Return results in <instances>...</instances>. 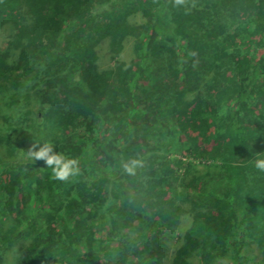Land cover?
Listing matches in <instances>:
<instances>
[{
    "label": "trees",
    "instance_id": "trees-1",
    "mask_svg": "<svg viewBox=\"0 0 264 264\" xmlns=\"http://www.w3.org/2000/svg\"><path fill=\"white\" fill-rule=\"evenodd\" d=\"M7 26L0 100L44 103L13 132L47 154L0 161V264L25 245L18 264H160L184 205L197 214L170 264L249 263L242 249L264 246V0H0ZM127 38L130 62L93 89L97 47ZM186 90L209 143L186 135ZM194 155L218 167L174 185Z\"/></svg>",
    "mask_w": 264,
    "mask_h": 264
},
{
    "label": "rangeland",
    "instance_id": "rangeland-1",
    "mask_svg": "<svg viewBox=\"0 0 264 264\" xmlns=\"http://www.w3.org/2000/svg\"><path fill=\"white\" fill-rule=\"evenodd\" d=\"M130 23H141V19L139 16H134L129 18ZM14 31L9 27H5L0 30V53L7 52L9 55V60L12 59L13 55L15 54V48L11 47ZM123 49L117 54L114 55L109 51L108 43L106 41L102 42L96 49V61L87 66L86 76L91 83L92 88L94 89L96 86L99 87L101 82H104V75L106 73H112L116 69L119 68L120 65H124L130 62L132 59V41L130 39H126L123 43ZM28 93H33V89L27 90ZM26 93V91L24 92ZM32 99H30V108L32 110H36L41 104L38 97L32 95ZM76 97V99H75ZM74 102L80 100V96L75 94ZM82 99V98H81ZM194 91L193 90H186L184 93L181 94L180 103H183V112L187 123L183 125L186 127L187 130L186 135H193L199 136L200 141L209 143L208 138H211L209 135L210 131L206 124L198 125L194 121L195 114L192 113L193 108H195L194 104ZM83 100V99H82ZM89 102H82L81 103V110L86 111L88 109ZM48 107L50 105L45 104ZM25 106L22 102L21 105H15L8 107L6 106L3 101L0 100V130L3 134L7 135L6 138L0 143V161L9 163L11 165H21L28 161H42L45 158V151L36 148L33 144L23 145L20 142V137L17 136L13 130L18 127H23V116L22 113L29 108ZM29 108V109H30ZM197 138V137H196ZM223 140H219L216 142L213 148H208L205 154L212 153L213 151H217L221 149V144ZM197 154V153H194ZM182 161L184 162L183 168H181L178 172L177 178L174 181V185H179L182 181L186 182L192 175L196 174H204L208 171L215 170L218 167L217 163L211 161L210 158H202L201 156H190L183 158ZM197 214V211L191 210L188 206L184 205L183 207V214L180 221V224L177 228L176 238L170 241L167 245L166 253L163 259L160 261V264H170L173 258L174 253L179 249L182 243V237L184 232L186 231L187 227L191 223V220L194 215ZM203 217H207V215H203ZM8 218L5 215H2L1 221L3 224H7L6 221ZM141 234V232H138ZM131 236L133 233L130 234ZM25 247H19L22 251L25 250ZM19 249L12 250L11 252L6 254L7 260L9 264H18L17 260L21 254ZM243 254H245L249 258L248 264H257L264 260V246H259L257 244H247L246 247L242 249ZM209 264H228L227 257H219L215 258Z\"/></svg>",
    "mask_w": 264,
    "mask_h": 264
}]
</instances>
